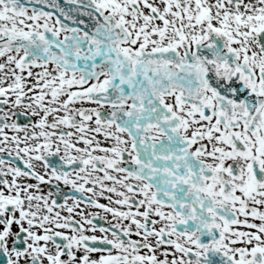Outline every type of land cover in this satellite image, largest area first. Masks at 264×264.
I'll list each match as a JSON object with an SVG mask.
<instances>
[{
    "label": "snow or ice",
    "instance_id": "obj_1",
    "mask_svg": "<svg viewBox=\"0 0 264 264\" xmlns=\"http://www.w3.org/2000/svg\"><path fill=\"white\" fill-rule=\"evenodd\" d=\"M0 264H264V0H0Z\"/></svg>",
    "mask_w": 264,
    "mask_h": 264
}]
</instances>
